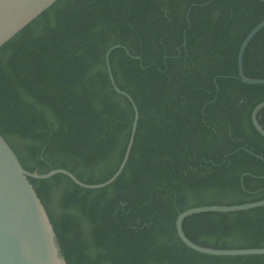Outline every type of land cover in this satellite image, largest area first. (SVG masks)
<instances>
[{"label":"trees","instance_id":"trees-1","mask_svg":"<svg viewBox=\"0 0 264 264\" xmlns=\"http://www.w3.org/2000/svg\"><path fill=\"white\" fill-rule=\"evenodd\" d=\"M262 0H55L0 45V133L28 176L66 264H264V253L186 245L177 214L264 198V136L251 121L264 83L239 78L237 53ZM126 47V49L123 47ZM136 55H139L137 57ZM264 77V26L243 54ZM264 126V107L259 111ZM196 243L264 246V205L183 220Z\"/></svg>","mask_w":264,"mask_h":264},{"label":"water","instance_id":"water-1","mask_svg":"<svg viewBox=\"0 0 264 264\" xmlns=\"http://www.w3.org/2000/svg\"><path fill=\"white\" fill-rule=\"evenodd\" d=\"M55 0H0V45L13 36L35 16ZM264 2V0H262ZM264 26V18L257 22L243 37L237 53L239 78L247 83H264V77L248 76L243 70V54L250 38ZM122 44L115 43L105 52V62L113 87L126 95L132 102L134 116L123 157L116 170L107 179L88 183L80 180L70 170L63 167L46 172L30 171L22 166L16 153L0 133V264H66L55 230L47 211L28 176L47 177L56 172L67 174L72 180L85 187H100L113 181L122 170L136 129L138 110L131 95L114 81L109 65V52ZM126 49V47L123 45ZM139 57V55H136ZM264 107V99L251 110V121L256 130L264 136V126L259 121V111ZM264 205V198L230 204H201L180 211L175 218V228L180 239L189 247L210 254H250L264 253V246L218 248L196 243L183 229L186 216L200 211H230Z\"/></svg>","mask_w":264,"mask_h":264}]
</instances>
